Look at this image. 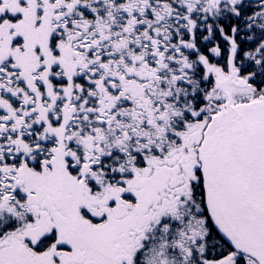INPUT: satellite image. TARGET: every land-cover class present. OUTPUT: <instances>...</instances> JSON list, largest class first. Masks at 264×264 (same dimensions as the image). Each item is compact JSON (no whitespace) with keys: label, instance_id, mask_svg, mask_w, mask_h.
Wrapping results in <instances>:
<instances>
[{"label":"snow or ice","instance_id":"snow-or-ice-1","mask_svg":"<svg viewBox=\"0 0 264 264\" xmlns=\"http://www.w3.org/2000/svg\"><path fill=\"white\" fill-rule=\"evenodd\" d=\"M0 264H264V0H0Z\"/></svg>","mask_w":264,"mask_h":264}]
</instances>
